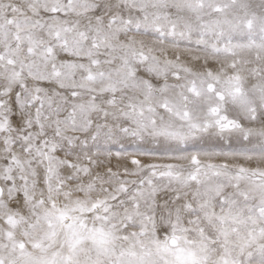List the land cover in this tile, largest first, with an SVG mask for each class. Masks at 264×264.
<instances>
[{
    "label": "snow or ice",
    "instance_id": "1",
    "mask_svg": "<svg viewBox=\"0 0 264 264\" xmlns=\"http://www.w3.org/2000/svg\"><path fill=\"white\" fill-rule=\"evenodd\" d=\"M0 264H264V0H0Z\"/></svg>",
    "mask_w": 264,
    "mask_h": 264
}]
</instances>
